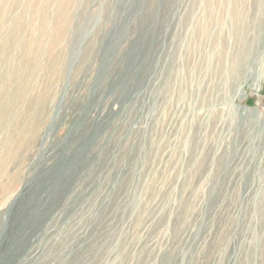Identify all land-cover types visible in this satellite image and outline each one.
<instances>
[{
  "label": "rangeland",
  "instance_id": "rangeland-1",
  "mask_svg": "<svg viewBox=\"0 0 264 264\" xmlns=\"http://www.w3.org/2000/svg\"><path fill=\"white\" fill-rule=\"evenodd\" d=\"M1 107L0 264H264V0H0Z\"/></svg>",
  "mask_w": 264,
  "mask_h": 264
},
{
  "label": "bare ground",
  "instance_id": "bare-ground-1",
  "mask_svg": "<svg viewBox=\"0 0 264 264\" xmlns=\"http://www.w3.org/2000/svg\"><path fill=\"white\" fill-rule=\"evenodd\" d=\"M7 78H8V77H7ZM10 80H11V79H10ZM12 80H13V79H12ZM23 92H24V91H23ZM15 96H16V95H15ZM8 100H10V98H9ZM8 100H7V102H8ZM11 101H12V100H11ZM10 103H13V102H10ZM4 104H5V103H4ZM6 105H7V104H6ZM6 105H5V106H6ZM38 106H39V105H38ZM5 108H6V107H5ZM7 109H8V108H7ZM0 110H3L2 107H1ZM10 111H11V110H10ZM3 112H6V111L3 110ZM8 112H9V111H8ZM30 125H31V124H30ZM29 128H30V127H29ZM28 131H29V130H28ZM28 131H27V132H28ZM23 132H24V131H23ZM25 132H26V131H25ZM29 134H30V133H29Z\"/></svg>",
  "mask_w": 264,
  "mask_h": 264
}]
</instances>
